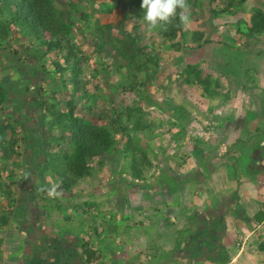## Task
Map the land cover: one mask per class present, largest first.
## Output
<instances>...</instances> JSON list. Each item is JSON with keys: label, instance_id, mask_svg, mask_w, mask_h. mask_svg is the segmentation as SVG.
Here are the masks:
<instances>
[{"label": "trees", "instance_id": "trees-1", "mask_svg": "<svg viewBox=\"0 0 264 264\" xmlns=\"http://www.w3.org/2000/svg\"><path fill=\"white\" fill-rule=\"evenodd\" d=\"M95 1L66 0V3H63V1L58 0H1L0 50L2 49L6 53L8 51L12 52L18 57V63L25 69V71L20 69L24 73H22L24 79H29L30 82L34 80L35 76L37 81L31 82V86L23 82V87H19L21 89L19 91L15 87L18 84L16 79L12 80L10 75V73L17 72L14 64L6 62L5 65L3 64L5 68L0 65V163L2 164L0 168L5 171L9 165L11 155L15 153L13 145L17 143V140L14 135L16 134V128L20 127L23 145L32 150L33 154L31 163L27 162V164L29 163V165L31 164L30 167L33 166L34 169H37L35 170L36 175H41V180L38 177L34 188L40 187L38 184L41 181V188L45 189L43 178L47 173L44 172L51 171L50 175L59 185V190L65 193L72 192V188L81 180L92 177L94 165H91V161L94 158L111 155L117 150H121L123 156L129 160L128 168L133 179H144L149 174L153 176L156 172L154 168L158 167L154 165L156 162L154 160L157 159L158 161L161 146L154 148L150 141L158 136V129L162 125L161 120L156 122L155 119H151L147 116L148 112L139 107L137 103H120L117 107L112 104L107 108L105 106L102 109L98 108L99 98L93 92L85 89L84 82L81 81V65L88 57H85L83 50L74 38L78 35L84 38L87 34H91L94 52L92 58L99 67L96 69L95 74L101 73L105 77L115 74L117 78L111 87L113 93L116 94L131 90L141 98L145 87L156 81L166 61L163 62L161 56L159 57L160 52L145 51L144 46H139L140 40L133 37L129 32L123 31L121 34L114 35L111 32V23H101L98 17H95L94 21L91 22L94 13L100 11L110 13L118 3L116 0L99 1L98 7L95 8L91 6ZM208 1L211 4L217 0ZM226 1L227 3L221 7H209L210 15L217 19L220 18L225 26H234L236 32L243 36V40L237 41L233 37L228 40V35L219 33L223 36L221 43L226 45L233 42L235 44L234 48H237L238 45H244V43L251 45L252 42L258 41L260 36L264 35V10L254 7L248 18L240 17L228 23L231 19L225 16L235 15L243 7L246 0ZM120 2L122 5L128 2L129 7H135L144 14V9L141 7L142 0H121ZM202 2L203 0H187L189 7L192 8H199L203 4ZM90 6L91 10L89 11ZM11 25H16L23 35L34 38L39 45L31 47L30 44H27L22 47V42L17 39L19 42H17V46L20 47L27 58L29 55L37 57L38 54L37 61L39 60V62L36 63L35 61L33 63L34 66L31 68L33 70L30 72L26 70L29 67L25 60L20 59L16 47L6 49L7 42L5 41L9 40ZM158 34L164 40L170 42L177 41L180 36L183 47H175L174 50H179L184 55L191 52V50H187L191 49L192 46H194L192 49L194 50L203 47L208 42H212L210 37L204 36L203 31L184 30L179 15L170 24L159 27ZM170 47L171 43L167 45V48ZM32 50L33 53L29 54ZM102 52L109 56L110 63L103 61ZM51 53L55 55L53 58L49 56ZM45 56H48V58ZM47 62L51 63L52 69L46 68ZM38 64L41 65L38 67ZM184 65L178 73L176 72L175 77L179 85L183 86L182 88L196 85L200 88H198L200 96L210 98L218 95L220 89L224 87L221 77L214 76L215 73L211 67L206 68L198 62H188ZM7 66L12 71H9ZM4 72L7 77L2 79V73ZM49 72L53 77L52 82L55 81L57 85L56 82L61 83L58 86L56 85L57 90L70 89L69 99L64 103L48 94L41 95V98H38L42 90L40 83L44 80L43 75H49ZM30 87L33 89L32 99L20 100L18 91L26 90L30 92ZM226 92H229V90H226ZM10 95L16 97L13 98ZM8 102L13 104L12 110L9 112L6 108ZM106 102L111 101L106 100ZM62 103L64 106H62ZM21 107H24L23 111L25 110V112L19 111ZM79 107L82 111H78ZM177 108L179 113H185L180 102ZM33 110H36V114L33 113ZM27 111L32 112V118L26 113ZM36 115L42 121V124L38 125L40 135L36 132V126L28 123L24 124L23 121L33 120ZM53 129H57V135L50 136L48 132ZM7 132H9V139H6ZM170 134H172L170 135L171 138L177 136L176 133ZM171 138L167 142L171 141ZM51 140L54 142L53 145ZM25 157H22V161L26 162ZM35 157L39 159L36 160ZM151 158L154 160H151ZM36 162L40 163L38 168L34 166ZM39 169L41 174L40 172L37 173ZM28 170L29 168L26 172ZM158 171L160 175H164L163 172L165 171L163 169ZM170 172H175V170ZM9 177L11 176L7 175L6 178ZM2 178L0 174V226H5L9 224L11 217L4 210L3 199H6L8 206H13L10 211L14 216L13 218L20 220V218L22 219V211L30 203V198L33 195H30L31 197L21 203L18 202L14 193L8 189ZM159 179H162V176ZM167 179L165 178L166 181H168ZM57 201L60 202L59 199ZM18 204L21 205V211ZM83 204L92 207L94 203L90 200L85 201ZM72 205L76 206V204ZM85 252L87 253L88 262L95 260V250L86 247Z\"/></svg>", "mask_w": 264, "mask_h": 264}, {"label": "crops", "instance_id": "crops-1", "mask_svg": "<svg viewBox=\"0 0 264 264\" xmlns=\"http://www.w3.org/2000/svg\"><path fill=\"white\" fill-rule=\"evenodd\" d=\"M256 46L242 44L236 60L220 55L223 91L231 95L223 99L235 106L226 107V123L216 125L225 134L197 137L189 155L198 163L163 175L154 201L136 207L139 201L125 198L130 209L114 221L113 210L121 208L104 207L98 193L92 207L71 205L61 219L52 212L63 207L38 204L33 196L22 219L11 215L0 226V264H264V237L254 230L264 223V44ZM245 55L252 62L239 63ZM240 66L244 75L233 90L230 75ZM86 247L95 250V260L88 262Z\"/></svg>", "mask_w": 264, "mask_h": 264}, {"label": "rangeland", "instance_id": "rangeland-1", "mask_svg": "<svg viewBox=\"0 0 264 264\" xmlns=\"http://www.w3.org/2000/svg\"><path fill=\"white\" fill-rule=\"evenodd\" d=\"M58 1H63V3H66V0ZM99 1L105 0H96L91 6L97 8ZM120 1L121 0H116V2L118 3L110 13H105L103 11L94 13L93 17L91 18V22L94 21L95 17H98L101 23H111V32L114 35L121 34V32L123 31L129 32L133 37H137L140 40L139 46H144L145 51H151L152 53L160 52L159 57L161 56L163 62L164 60L166 61L165 66H163V68L159 72L156 81L153 82L150 86L145 87L144 93L141 98L137 93L131 90L125 92L121 91L118 94L113 93L111 85H113V82L114 80H116L117 76L115 74H111L105 77L101 73L95 74L96 69L99 67L94 63V59L92 58V55H94L93 42L92 36L89 33L87 34V36H84V38L81 37V35H78L74 38L75 42L80 45L81 49L83 50L85 57H88L86 61L82 62L80 78L81 81L84 82L85 89L93 92L97 96V98H99L97 102L99 105L98 108L102 109V107L104 106L107 108L112 104L117 107L120 103H137L139 107L148 112L147 116L151 117V119H155L156 122H159L161 120L162 125L158 129V136L150 141L154 148H158L159 146H161V153L159 154L158 161L157 159L154 160L151 158V160H154V162L156 161L154 165H157L158 167L154 168L156 172L153 174V176L149 174L144 179H133L128 168L129 160H127L126 157L123 156L121 150H117L114 151L111 155L94 158L93 161H91V165H94L92 177L81 180L75 187L72 188V192L65 193L59 190L58 187L57 192L59 193V195L54 197L49 196L48 189L51 188L53 184L57 183L55 182V179L51 177V171H47L44 172L47 174L43 178L45 182V189L41 188V175H36L35 170L37 169H34L33 166L30 167L31 164L29 165L33 157L32 150L24 147L22 131L20 130V127H17L16 134L14 135L17 143L13 145L15 153L11 155L9 165L5 169V171L4 169L0 168V174L3 177L2 181L7 184L8 189H10V191L14 193L15 199H17L20 203L31 197L30 195H33L34 199L35 196L38 198V204H49L48 206L51 205L53 207L56 203L57 206L59 205L63 207L62 211L57 210L55 212H52L54 214H58L61 219L66 216L65 214L66 212H68L67 208L69 206H71L72 204H83V201L86 198L90 200H96L94 196L98 197V195H96L98 193L101 194V199L105 200L104 207H108V205L110 204L116 205V207L121 208V211L114 212L113 210V213L111 215L114 221L124 219L126 209H130V207L126 206L125 204L127 202H124L125 198L128 199L130 203L139 201L138 203L133 204L136 207L141 206V203L147 204L150 201H154L157 198L155 193L157 189V183H160L159 178L161 176L163 178V174L160 175L158 170L163 169L165 171L163 172L165 175L166 173H170L171 170H175V172H177L179 168H185L188 164H194L195 162L198 163L197 160L190 161L189 152L194 148V141H198L197 137L201 140H204L206 138L210 139L214 134L218 135V137L219 135L224 136L225 133H223L219 128H216V125H220L219 123L225 122L222 119L223 114L221 113L224 109H226V107H235L230 104L231 102L227 104L226 101L224 102L225 99L223 98H229L231 96L230 92H228L229 95L224 94V88L220 89V93L213 98L202 97L199 94L200 88L198 86L192 85L191 87L184 86V88H182L183 86H180L175 78L176 72L178 73V71L183 66H185V63L198 62L206 68L211 67L214 70V76L221 77V81L223 83L226 82V79L224 78L226 76V73H223L224 60L221 59L222 57L220 55L222 54L223 58L226 59L230 57L233 60H236L235 53H237L238 49L241 48V45H238L237 48H234L235 44L233 42L231 43V41H229V43L231 44L225 45L224 43H221L223 41V36L219 33L228 35V40H230V37H233L237 41L243 40V36L236 32L234 26H225L220 18L217 19L210 15L209 7H221L227 3L226 0H217L211 4L208 0H203V4L199 8L194 7V9L192 7H189L190 22L187 25L182 23L183 29L189 31H203L204 36L210 37L212 42H208L204 44L203 47L198 49L196 48L194 50H192L194 48V46H192L191 49L187 50H191V52L187 54L185 53V55L179 50H174L175 47H183V42L180 40V36L178 40L174 42L164 40L162 36L158 34L159 27L156 29H149L148 25L143 21L144 14L142 11H139V9L135 7H129L127 5L128 2L125 3L126 5H122ZM91 6L88 9L89 11L91 10ZM1 7L2 4L0 0V8ZM254 7L264 10V0H246L245 4H243V7H241L235 15H228L225 17L231 19L228 21V23L240 17L246 19L249 17ZM11 26L12 27L10 30V35L12 34L13 36L11 37L9 35V40L5 41L7 42L6 49L16 47V49H18L20 59L25 60L27 66L29 67L26 68V70L30 72L33 70L31 69L34 66L33 63L35 61L36 63L39 62V60L37 61L38 54L37 57L34 55H29V57L27 58L23 51L20 50V47L17 46V39L22 42V47L23 45L27 44H30L31 47L39 45L34 38L23 35L22 32L17 29L16 25ZM260 37H262V40L254 41L252 42L253 45H250L253 50L254 48L258 47L256 46L258 45V43L264 44V35ZM170 43L171 47L167 48V45H170ZM188 45L190 46L191 44ZM42 49L43 47L40 50L42 51ZM31 53H33V50L29 54ZM101 54L103 61L105 60L110 63L109 56H106L104 52H102ZM249 55H245L244 60L239 61V63L248 61L252 62V57ZM49 56L53 58L55 55L54 53H51L49 54ZM45 57L48 58V56ZM17 58L18 57L12 52L8 51L6 53L5 51L3 52L2 49L0 50V65L2 66V68H5L4 65L6 62H12L17 70L16 73H10L12 80L16 79V82L18 83H15L17 85L15 87H17L18 89L19 87H23V82L24 84L28 83V85L31 86L30 83L36 82L37 79H35L34 76V80L29 82V79L26 80L24 79V76L22 77L24 73L23 71L21 72V70L25 71V69H23V66L18 63ZM230 64L232 65V67H235L237 65V62H232ZM40 65L41 64H38V67ZM46 65L47 69L53 68L50 62H47ZM7 68L9 70V66H7ZM244 70L245 68H242V66H240L237 67V73H231L230 79L233 81L232 87L229 84L231 89L233 88L234 90V87H236L237 85V81L242 79ZM43 76L44 80L40 83L42 90L41 94L39 95L40 97L38 98H41V95L48 94L49 96H53L56 100H59L63 103L67 99H69L70 89H67L65 91L57 90V84H55V81L52 82L53 77L51 73L49 75L45 74ZM6 77L7 75H5V72L2 73L1 78L3 79ZM56 83H58L59 85L60 82L58 81ZM31 88L32 87L29 88L31 93L26 90H22L21 92H19L21 90L19 89L18 94H20V96H18L20 97V100L23 101L24 99H32L33 89ZM12 96L10 95V97ZM15 97L16 96H13V98ZM106 100L111 102L108 103L106 102ZM179 102L180 104H182V107L185 110L184 114H181L178 111L179 109L177 108V105ZM232 102H234V104L237 103L236 95H234V99ZM247 102L248 101H246L245 103ZM63 103L62 106H64ZM7 105L8 106H6V108L9 112L10 110H12L13 104L8 102ZM23 108L24 107H21L19 111L25 112V110L23 111ZM36 110L38 111V109ZM36 110H33V113L36 114ZM79 110L82 111L80 107L78 108V111ZM247 118L249 117L247 116ZM33 119L36 120H31L32 122H30V119L23 120L24 124L35 123L37 126H40L42 124L41 119L37 118V115ZM36 132L38 133V135H40L41 133L40 130ZM170 133H176L177 136H173V138H171L172 136L170 135L172 134ZM182 133H184V135H182ZM48 134L50 136L57 135V129L49 131ZM9 138V132H7L6 139ZM169 138H171V141L167 142ZM51 142H53V140H51ZM53 144L54 142L52 143V145ZM222 149L224 150V146L222 147ZM24 156H26V162L22 161V157ZM35 158L36 160L39 159L38 157ZM27 162L29 163L27 164ZM247 163H250V161H245V168ZM38 164L40 163L36 162V165H34L35 168H38ZM1 165L2 164L0 163V167ZM213 167L214 165H211V168ZM28 168L29 170L26 172ZM39 172L41 174L40 169L37 171V173ZM7 175H10L11 177L6 178ZM38 177L40 179V184H38L40 187L37 186L38 188H34V184L38 181ZM145 193H147L146 196ZM57 199H59L60 202L57 201ZM3 202L5 204L4 210H6L8 215L12 218V214L10 213V211L13 206H8L6 204L5 198L3 199ZM152 203L154 204V202ZM48 206H45V208L48 209ZM67 214L72 216L71 220L74 222L81 220L80 218L82 217L77 214H75V216L71 215L70 213ZM128 220L131 221L132 217L129 216ZM9 242L10 241H8V244Z\"/></svg>", "mask_w": 264, "mask_h": 264}, {"label": "clouds", "instance_id": "clouds-1", "mask_svg": "<svg viewBox=\"0 0 264 264\" xmlns=\"http://www.w3.org/2000/svg\"><path fill=\"white\" fill-rule=\"evenodd\" d=\"M144 9L143 21L149 29H156L170 24L179 15L181 23L190 22V12L187 0H142ZM179 10V12H178ZM58 184L48 189L49 196H58Z\"/></svg>", "mask_w": 264, "mask_h": 264}, {"label": "built area", "instance_id": "built-area-1", "mask_svg": "<svg viewBox=\"0 0 264 264\" xmlns=\"http://www.w3.org/2000/svg\"><path fill=\"white\" fill-rule=\"evenodd\" d=\"M255 231H258L259 233H261V235L264 237V223H259L254 227Z\"/></svg>", "mask_w": 264, "mask_h": 264}]
</instances>
